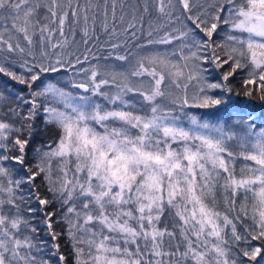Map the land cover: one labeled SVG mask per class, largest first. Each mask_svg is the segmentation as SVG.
<instances>
[{
  "label": "snow or ice",
  "instance_id": "6c2138e0",
  "mask_svg": "<svg viewBox=\"0 0 264 264\" xmlns=\"http://www.w3.org/2000/svg\"><path fill=\"white\" fill-rule=\"evenodd\" d=\"M0 264H264V0H0Z\"/></svg>",
  "mask_w": 264,
  "mask_h": 264
}]
</instances>
